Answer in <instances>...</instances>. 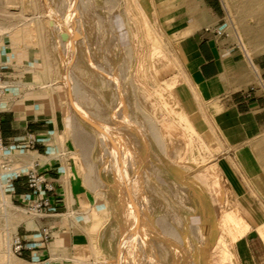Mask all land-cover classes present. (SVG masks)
I'll use <instances>...</instances> for the list:
<instances>
[{
    "label": "rangeland",
    "instance_id": "374dc122",
    "mask_svg": "<svg viewBox=\"0 0 264 264\" xmlns=\"http://www.w3.org/2000/svg\"><path fill=\"white\" fill-rule=\"evenodd\" d=\"M223 1L237 47L249 56L252 46L264 52V0ZM112 2L0 0V71L7 72L1 67L7 41L27 51L30 38L39 39L40 58L26 63L24 84L56 102L52 119L65 122L61 144L70 149L59 155L70 164L73 188L79 184L103 204L96 217L103 225L92 236L97 264H240L230 214L203 219L200 184L213 175L206 169L211 155L170 98L169 73L161 70L169 45L139 17L126 20L123 39ZM31 72L37 75L28 82ZM50 142L60 145L58 138ZM14 153L23 156L10 158ZM26 155L13 150L11 161L0 155V163L20 165ZM2 186L0 176V264H24L11 240L23 224L35 227V217L12 199L7 205ZM259 247L264 264V235Z\"/></svg>",
    "mask_w": 264,
    "mask_h": 264
},
{
    "label": "crops",
    "instance_id": "0c3cea01",
    "mask_svg": "<svg viewBox=\"0 0 264 264\" xmlns=\"http://www.w3.org/2000/svg\"><path fill=\"white\" fill-rule=\"evenodd\" d=\"M112 5L122 37L127 33L126 20L135 23L139 17L146 26L159 29L169 45L170 56L161 70L169 73L166 80L170 98L211 155L206 169L213 175H207L200 184L205 189L200 194L205 206L203 219H216V212L220 219L224 213L230 214L228 219L235 221L232 234L237 231L240 235L236 237L240 264H261L264 91L258 88L254 67L264 72V52L252 46L249 56L237 47L227 25L223 0H113ZM218 30L230 36H218ZM38 42L30 38L31 49L25 51L18 41L10 39L2 49L5 59L1 67L7 70L3 75L6 83L12 84L3 99L7 110L2 115V136L14 151L26 152L24 159L17 160L21 166L39 161L42 172L56 187L51 215L35 218V224L30 222L33 228L23 224L18 232L26 243L20 260L24 264H97L92 236L99 235L103 225L96 218L102 215L103 204L79 184L78 190L73 188L66 167L70 164L65 160L70 149L61 144L67 137L66 124L60 115V124L52 119L56 102L47 94L39 97L30 92L32 89L24 84L30 67L26 63L40 58L39 48L34 46ZM253 43L259 44L257 40ZM33 75L37 74L31 72L28 82ZM28 134L37 139L34 149L21 148ZM57 138L60 145L53 149L50 141ZM62 152L66 156L59 155ZM21 156L14 153L10 158ZM8 187L11 199L23 206L34 198L24 178ZM44 227L52 233L48 244L42 242Z\"/></svg>",
    "mask_w": 264,
    "mask_h": 264
},
{
    "label": "built area",
    "instance_id": "2783aa9c",
    "mask_svg": "<svg viewBox=\"0 0 264 264\" xmlns=\"http://www.w3.org/2000/svg\"><path fill=\"white\" fill-rule=\"evenodd\" d=\"M216 35L230 36V33H225L221 30L216 31ZM254 67V65L252 64ZM257 74L258 88L264 91V72L255 68ZM255 89V88H254ZM253 89V90H254ZM8 92L7 83L3 73L0 71V101H2ZM4 111L0 108V155H6L13 150L2 136L1 123ZM37 143L35 135L28 134L27 142L21 148L34 149ZM0 176L3 185L11 186L14 181L26 179L28 190L33 195V199L24 205L26 212L35 218H44L51 215L52 211V196L56 192V187L53 181L45 176L42 172V165L39 161H34L25 166L16 165L14 162L0 163ZM42 242L48 244L52 240V233L47 228L41 229ZM26 250V243L20 235H16L11 240V251L17 257H22Z\"/></svg>",
    "mask_w": 264,
    "mask_h": 264
},
{
    "label": "bare ground",
    "instance_id": "6f19581e",
    "mask_svg": "<svg viewBox=\"0 0 264 264\" xmlns=\"http://www.w3.org/2000/svg\"><path fill=\"white\" fill-rule=\"evenodd\" d=\"M71 24V23H70ZM68 25V24H67ZM72 25V24H71ZM73 36V35H72ZM7 88H10V86H8ZM15 89V88H14ZM33 100V99H32ZM27 107V106H26ZM13 151V150H12ZM11 151V152H12ZM11 152H9L8 154H6V155H1V156H7V155H9ZM6 187V188H5ZM8 186H6L5 184L2 186V188H5V190H3V193H4V200H5V203L7 204V205H9L10 206V199H11V194H12V190H10V187H8ZM5 191V192H4ZM130 215V214H129ZM130 217V216H129ZM130 221V220H129ZM129 221H128V224H129ZM129 230V229H128ZM135 230L136 229H133L131 232L133 233V232H135ZM144 231V230H143ZM140 232V231H139ZM128 233V232H127ZM141 235V234H140ZM133 237H134V235H133ZM139 237V236H138ZM128 246V245H127ZM127 248V247H126ZM122 250H124V249H122ZM227 254V252H226V250H224L223 252H222V255L223 256H225Z\"/></svg>",
    "mask_w": 264,
    "mask_h": 264
}]
</instances>
